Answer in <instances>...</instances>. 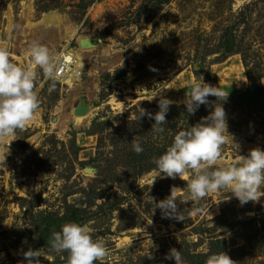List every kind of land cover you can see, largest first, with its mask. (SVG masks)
<instances>
[{"label":"rangeland","instance_id":"rangeland-1","mask_svg":"<svg viewBox=\"0 0 264 264\" xmlns=\"http://www.w3.org/2000/svg\"><path fill=\"white\" fill-rule=\"evenodd\" d=\"M51 12L71 27L68 42L63 31L27 27ZM78 37L93 47L79 79L71 77L73 68L49 92L51 81L40 73L35 119L0 143V264H26L30 249L47 250L41 264H67L68 254L51 251L49 241L70 222L105 242L108 255L97 264H175L165 259L172 248L184 264L234 250H241L235 264H264V232L256 238L261 226L251 223L264 221V197L241 206L231 192L217 191L181 202L191 172L155 178L152 163L179 131L219 106L208 98L187 114L185 94L200 76L228 95L222 103L231 135L221 164L264 150V99L247 73L264 88V0H0V44L19 65L28 62L34 40L74 55ZM159 92L174 103L164 132L154 133V120L137 117L141 108L159 111V97L151 101ZM85 110L90 115L78 122L76 113ZM137 140L140 154L132 150ZM172 188L183 221L154 211Z\"/></svg>","mask_w":264,"mask_h":264},{"label":"clouds","instance_id":"clouds-1","mask_svg":"<svg viewBox=\"0 0 264 264\" xmlns=\"http://www.w3.org/2000/svg\"><path fill=\"white\" fill-rule=\"evenodd\" d=\"M10 47L0 44V143L8 142L23 130L36 117L40 106L37 83L40 73L46 81H51L48 91L56 88L60 75L74 62L71 55L55 53L38 40L32 41L25 50L28 62L19 65L11 59ZM37 69L40 70L38 73ZM79 71H73L71 77L78 80ZM215 96L221 101L219 106L194 126L179 131L164 154L154 158L156 177L185 178L186 173L192 176L187 184V195L181 202L200 201L209 193L217 191L231 192L241 206L248 202L257 203L264 197V150L255 148L247 156L237 155L231 163L221 164L223 146L228 142V124L223 107L227 96L218 88L204 82L203 76L193 80L190 92L183 101L188 115H193L201 105H208V97ZM159 111L155 114L143 108L137 120L147 116L155 121L152 125L154 133L164 132L167 124L166 114L174 102L163 95V92L152 95L157 99ZM132 150L136 154L144 151L140 141H133ZM163 174V175H162ZM154 178V180H155ZM153 180V181H154ZM174 188V187H173ZM171 190L170 196L155 202V209H160L162 218H173L183 221V212L178 210L176 194ZM209 210V209H208ZM152 223V221H151ZM51 251L67 253V264H97L108 255L104 241L93 239L87 225L75 222L66 223L59 232H53L49 241ZM44 252V255L41 253ZM26 264H41L40 257L47 258V250H28L23 253ZM166 260H174L175 264H184L180 250L170 249ZM205 264H235L227 255L220 252L208 256Z\"/></svg>","mask_w":264,"mask_h":264},{"label":"bare ground","instance_id":"bare-ground-1","mask_svg":"<svg viewBox=\"0 0 264 264\" xmlns=\"http://www.w3.org/2000/svg\"><path fill=\"white\" fill-rule=\"evenodd\" d=\"M66 23V19L64 16H62L59 13L56 12H51L47 15H45L38 23H31L29 20L27 22V27L29 29H35L38 27H45V28H54L59 32L63 31V40L65 42H68L69 39H71L74 36V33L71 31V27L65 25ZM62 34V33H61ZM78 45H79V49L77 51V53H74V55L76 56V62L74 64V62L71 64V66H74V70L73 71H79L80 68H82L84 65L81 64L82 60L84 58V54L89 53L92 51L93 47L90 44L88 38L86 37H78ZM71 53V52H69ZM73 57H75L73 54H69ZM74 64V65H73ZM71 83V82H69ZM71 86V85H70ZM89 110H85L84 112L81 111V113H76V120L78 122L83 121L85 118H87L90 114H89Z\"/></svg>","mask_w":264,"mask_h":264},{"label":"trees","instance_id":"trees-1","mask_svg":"<svg viewBox=\"0 0 264 264\" xmlns=\"http://www.w3.org/2000/svg\"><path fill=\"white\" fill-rule=\"evenodd\" d=\"M238 53H239L238 51H232V52H230L229 55L238 54ZM244 65H245L246 69H248V65L246 63V59L245 58H244ZM247 73H248L249 80H250V83H251V89L252 90H258L260 92L258 96H260L261 98L264 99V88H262L261 84L254 85L253 84V80L251 78L250 72L247 71ZM208 98H211L212 100L217 99L215 96H209ZM263 222H264L263 220L258 219V218H255V219L251 220V223L258 224V226H261L260 228L259 227L256 228V233L254 235L256 238L259 237L260 233L264 232V225H262ZM240 251L241 250H234L232 253L229 254V257L233 260L234 259L233 257L236 256V253H238ZM203 264H205V263H203Z\"/></svg>","mask_w":264,"mask_h":264},{"label":"built area","instance_id":"built-area-1","mask_svg":"<svg viewBox=\"0 0 264 264\" xmlns=\"http://www.w3.org/2000/svg\"><path fill=\"white\" fill-rule=\"evenodd\" d=\"M74 67L73 66H71V64L68 66V68L64 71V72H62L61 73V75H60V79H64V78H66L68 75H69V73L72 71V69H73ZM81 73V72H80ZM80 76H81V74H80ZM79 76V77H80Z\"/></svg>","mask_w":264,"mask_h":264}]
</instances>
